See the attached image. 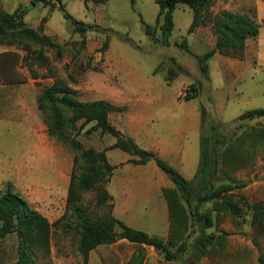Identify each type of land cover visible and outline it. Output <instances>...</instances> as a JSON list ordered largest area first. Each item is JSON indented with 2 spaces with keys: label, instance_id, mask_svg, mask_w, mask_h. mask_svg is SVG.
<instances>
[{
  "label": "rangeland",
  "instance_id": "obj_1",
  "mask_svg": "<svg viewBox=\"0 0 264 264\" xmlns=\"http://www.w3.org/2000/svg\"><path fill=\"white\" fill-rule=\"evenodd\" d=\"M60 1L73 17L93 25L84 37L74 31L73 23L59 7L51 9L38 0H0L9 12L23 9V19L31 27L39 28L42 19L46 18L44 33L62 44L61 53L56 47L29 39H24L23 43L0 45V84L22 81L26 92L38 95L58 79L76 87L81 100H94L111 98L114 93L111 86L115 80L116 91L127 100L150 98L158 130L166 126V122L159 117L178 115L193 122L196 116V174L201 166V152L198 149L201 134L213 140L219 139L217 147L220 153L228 139L259 120H240L239 117L245 111L264 108V0H213L201 12L200 25L193 31L189 28L195 11L181 4L173 12V31L166 36L161 26H158V40H154L145 28L146 23L154 26L157 23L160 9L157 0H135V3L131 0H106L102 4L88 5L84 0ZM224 12L248 15L258 24L259 34L248 39L242 57L214 54L208 60L209 68L205 73L200 67L199 57L216 45L214 19ZM107 39L109 46L104 49ZM170 68L179 71L173 80L167 78ZM112 73H115L116 79ZM194 82L200 86L199 95L185 99L180 92H186L187 87ZM25 106L32 120L38 116L41 123L37 127L38 131L44 133V113L38 109L39 106L37 108L36 103L27 101ZM32 107H35L37 114L30 111ZM92 125H87L79 134L77 130L72 131L84 148L101 151L104 144L116 139L111 133H102L101 129L87 132ZM20 126L21 123L0 120V159L4 160L7 155L12 156L14 162L17 161L20 148L17 130ZM167 127L173 129L171 125ZM193 132L191 127L189 133ZM24 149L25 152L28 150L27 145ZM57 151L59 160L63 159L64 164L70 165L73 152L59 143ZM118 152L125 154L120 150L113 154ZM261 166L251 175H244L243 172L238 174L247 182L241 195L251 202L264 200V160ZM81 170L79 164L73 172L79 173ZM194 171L182 174L186 176ZM8 175L14 177L13 173ZM226 182L229 180L221 171L213 178L215 186ZM15 189L18 191L16 186ZM100 195V190L95 188L84 193L79 202L95 219H102L110 210L109 206L99 204ZM32 204L39 207L38 204ZM39 205L43 208L45 204ZM212 206L210 203L202 204L198 210L204 211ZM64 209L65 198H58L54 206L48 208V212L57 215ZM251 220L250 214L248 223L242 228L234 227L228 221L223 223L230 233L228 245L230 248L239 244L250 245L256 249V257L264 256V230L251 224ZM193 230L188 241L191 244L201 236V226L197 225ZM212 230L209 229V232ZM74 233V230L68 234L55 232L50 251L46 252L42 248L36 251V264H83ZM172 249L175 250V247ZM187 249L183 255L178 253L177 263H217L203 257L194 245H189ZM163 256L155 248L146 247L147 264H171ZM18 257V234L12 232L1 241L0 264H14ZM220 260L227 264L230 261L224 257H220Z\"/></svg>",
  "mask_w": 264,
  "mask_h": 264
},
{
  "label": "trees",
  "instance_id": "obj_2",
  "mask_svg": "<svg viewBox=\"0 0 264 264\" xmlns=\"http://www.w3.org/2000/svg\"><path fill=\"white\" fill-rule=\"evenodd\" d=\"M55 9L59 7L65 17L74 25V31L82 37L93 27L78 20L69 13L60 1L38 0ZM135 3V0H131ZM160 6L156 25L145 24L146 32L157 39V29L161 26L164 35H169L174 29L173 12L185 4L194 9V20L189 28L193 31L200 25L201 12L213 0H157ZM89 3L102 4L106 0H84ZM23 9L9 12L0 2V45L23 43L29 39L37 43L58 48L61 53L62 44L54 40L50 34L44 33L42 19L39 28L26 24L23 19ZM217 34L215 47L199 57L201 69L208 72V60L217 52L226 56H243L247 41L259 34L258 24L248 15L224 12L214 19ZM186 42H184V46ZM109 46V39L104 43V49ZM161 67V66H160ZM159 69V68H158ZM174 68H170L169 80L177 77ZM22 81H9L0 84V118L13 121L31 120V114L23 103ZM185 99L198 96L200 86L192 83L186 89ZM39 109L45 115L48 134L59 144L70 149L74 154V167L81 165L79 173L73 172L66 210L56 221L51 222L25 196L15 189L12 182L6 184L0 192V252L1 241L16 232L18 234L19 257L14 264H36L34 257L38 249L50 251L53 234L56 228H62L64 234L75 231L77 249L83 257L84 264H147L146 247L152 246L160 252L171 264H180L176 260L178 253H187V247L194 245L200 254L216 264H227L220 257L228 258V264H264V256L256 257V249L250 245H228L230 233L223 226L229 222L232 226L242 228L248 223L251 214V224L264 230V200L251 202L242 190L247 182L238 175H251L260 169L264 160V108L245 111L240 120L259 119L249 124L239 133L226 141L218 153L217 144L202 134L201 166L194 179L186 178L179 170L160 158L155 152L140 147L134 139L124 134L110 121L111 112L121 110L106 99L81 100L72 85H66L61 80H55L46 86L38 98ZM80 122V125L78 124ZM93 125L87 132L101 129L102 133H111L117 141L111 146L118 147L137 156L130 162L144 164L155 160L157 164L171 177L176 187L165 189L169 200L172 232L168 240L150 235L143 230L133 228L112 214L109 201L111 195L107 184L114 170L108 162L106 150L97 151L94 148H84L82 142L72 134H79L87 125ZM221 171L229 182L220 186L213 184V178ZM101 192L99 204L109 206L110 210L102 219H95L89 210L80 204L83 194L93 189ZM210 203L212 208L198 210L202 204ZM201 226V236L188 243L194 228ZM214 230L209 232V229ZM128 243H119L120 240ZM114 245V246H113ZM175 247V250L172 249ZM132 250V253L130 251ZM97 262V263H96Z\"/></svg>",
  "mask_w": 264,
  "mask_h": 264
},
{
  "label": "crops",
  "instance_id": "obj_3",
  "mask_svg": "<svg viewBox=\"0 0 264 264\" xmlns=\"http://www.w3.org/2000/svg\"><path fill=\"white\" fill-rule=\"evenodd\" d=\"M114 75L115 73L113 77L116 79ZM114 84L115 80L111 86L114 93H112L111 98L106 100L122 109L110 113L109 118L112 124L134 139L140 147L155 152L181 173L186 174L185 172L195 170L192 174L185 176L188 179H194L196 176V116L193 118V122H190L187 117L178 115L159 117L166 122V126L158 130L155 127L157 117L152 111L153 105H151L150 98L127 100L116 91ZM22 87L23 103L27 104V101L31 104L36 103L38 108L40 92L38 95L33 92L28 93L23 84ZM73 88L76 89V87ZM27 96L30 97L27 98ZM149 106L151 109H149ZM34 108L30 109L33 114L36 113ZM38 113L40 115V112ZM0 120L22 124L17 130L20 139L17 161L14 162L13 157L7 155H3L4 160L3 158L0 159V173H2L0 176V190L8 182H12L30 202L38 204V209L51 222L58 220L64 214L65 209L55 215L48 212V208L53 207L58 198H65L66 208L74 169V155L71 154L70 156V165L64 164L63 159L59 160L58 142L48 134L45 121V132L40 133L38 131L37 127L41 125L38 116L33 120L26 121H13L2 118ZM169 125L173 126V129L170 130L167 127ZM191 127L194 129L192 134L189 133ZM201 137L202 134L199 137L198 149L202 158ZM116 141L117 139L108 142L101 148V150L107 149L108 162L114 166L107 184L111 195L109 203L112 214L133 228L168 240L172 232V220L165 189L175 188V183L155 160H150L144 164L130 162L132 158L138 157L121 148H112L111 146ZM26 145L28 150L25 152L24 147ZM119 150L125 154H119L120 152L113 154L114 151ZM10 173H13L14 177L8 175ZM39 204L45 205L42 208ZM55 232L64 234L60 227L56 228ZM121 242L128 243L127 240L123 239L115 245ZM145 247L152 246L145 245ZM130 253H132V250ZM127 261L128 259H123L121 264Z\"/></svg>",
  "mask_w": 264,
  "mask_h": 264
},
{
  "label": "built area",
  "instance_id": "obj_4",
  "mask_svg": "<svg viewBox=\"0 0 264 264\" xmlns=\"http://www.w3.org/2000/svg\"><path fill=\"white\" fill-rule=\"evenodd\" d=\"M182 95L186 96L187 92H180Z\"/></svg>",
  "mask_w": 264,
  "mask_h": 264
}]
</instances>
